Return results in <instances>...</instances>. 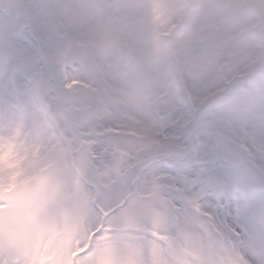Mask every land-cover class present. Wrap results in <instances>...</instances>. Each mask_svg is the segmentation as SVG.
Instances as JSON below:
<instances>
[{
  "label": "snow or ice",
  "instance_id": "snow-or-ice-1",
  "mask_svg": "<svg viewBox=\"0 0 264 264\" xmlns=\"http://www.w3.org/2000/svg\"><path fill=\"white\" fill-rule=\"evenodd\" d=\"M0 264H264V0H0Z\"/></svg>",
  "mask_w": 264,
  "mask_h": 264
}]
</instances>
